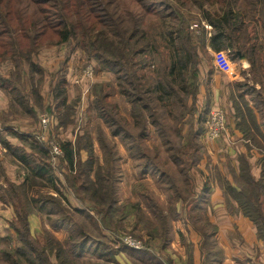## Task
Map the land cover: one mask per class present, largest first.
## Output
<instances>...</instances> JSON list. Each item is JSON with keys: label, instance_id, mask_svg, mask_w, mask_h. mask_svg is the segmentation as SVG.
<instances>
[{"label": "trees", "instance_id": "16d2710c", "mask_svg": "<svg viewBox=\"0 0 264 264\" xmlns=\"http://www.w3.org/2000/svg\"><path fill=\"white\" fill-rule=\"evenodd\" d=\"M186 6L198 8L202 21L212 29L208 37L204 28L198 39L193 36L191 24L196 19L185 14L181 7ZM151 16L166 24L161 34L163 46L154 44L157 38L161 42V36L151 39L143 29L144 19ZM64 44L69 45L70 52L78 49L88 62H96V74L114 76L120 94L130 107L132 124L118 117L117 107L109 101L102 84L94 85L92 109L111 129L112 136L126 141L129 157L137 161L138 175L142 178L148 172L152 176L156 174L159 181H167L170 189L176 185V180L154 162L157 148L151 153L145 144L151 127L161 137L164 150L183 177L182 191L177 189L173 198L182 204L186 220L200 235L202 264L217 260L220 254L212 239L218 228L199 216L207 201V189L195 193L190 175L202 160L199 140L206 114L210 111L208 101L202 114L197 110L200 55L207 57V47L215 52L225 50L233 62L239 55L243 56L253 75L258 70L264 71V0H0V63L12 61L15 68L10 76H0V92L21 105L31 98L35 108L56 116L57 130L73 125L72 117L79 98L68 100L65 63L50 79L52 104L42 105L37 88L23 94L21 77L41 73L42 69L34 62L41 48ZM163 50L167 55V66L160 76L147 78L145 72L152 56H161ZM68 57L69 53L64 62ZM208 67L207 78L214 70L211 65ZM233 87L241 99L244 93L255 92L247 83H236ZM262 100L264 103L263 96ZM28 112L36 119L33 108ZM167 118L172 119L175 126L179 124L173 129V135L166 124ZM242 134L245 141L256 142L257 135L264 142L261 131H243ZM8 138L18 145H12ZM38 141L35 136L6 127L1 120L0 145L18 171L15 181L9 180L0 159V204L13 212L10 233L0 238L3 245L0 261L9 264H23L22 260L28 264H82L81 258L94 252L112 263L115 255L125 253L145 264H167L146 248L134 250L115 246L112 249L104 243L96 244L82 230L79 236H69L64 242L57 241L48 232L43 233L41 242L33 239L29 226L31 216L37 215L46 204L62 211V203L56 198L47 194L35 199L31 195V191L43 182L55 181L57 171L66 175V183L76 198L92 204L91 209L104 229L112 227L115 231L123 222L135 219L150 241L160 238L164 244L168 235L164 212L144 190H140V196L161 221V231L146 223L140 203L119 201L115 170L120 158L105 140L103 132H99L98 141L106 157V169L96 165L87 129L73 141H58L61 153L56 156V168L49 143ZM82 154H85L83 160ZM259 165L260 176L254 179L245 158L241 157L238 173L232 172L234 186L226 181L223 188L221 183V188L227 212L248 219L254 226L257 240L264 244V156ZM74 212L82 214L80 210ZM64 215L57 221L62 226L69 217ZM202 219L204 225L199 223ZM191 262V248H188V263Z\"/></svg>", "mask_w": 264, "mask_h": 264}, {"label": "rangeland", "instance_id": "374dc122", "mask_svg": "<svg viewBox=\"0 0 264 264\" xmlns=\"http://www.w3.org/2000/svg\"><path fill=\"white\" fill-rule=\"evenodd\" d=\"M181 8L184 10L185 14L195 16L196 22L191 24L193 36L198 39L202 28H204L206 36L208 37L212 29L202 21L198 8L196 6ZM213 9L216 10L215 7H213ZM197 19H199L200 24L197 23ZM165 25L166 24L161 23L156 16L146 17L143 21V29L147 31L151 39L154 36H161L163 33L162 28ZM163 41V36H161V42H159L157 38L154 44L163 46ZM206 50L208 52L206 58L204 55H200L199 80L201 79V84L205 85V82L208 81L209 78L206 77L209 68L208 65H211L214 68L213 73H221L223 77L233 78L232 76L238 75L239 79L247 81L249 86L255 85L256 81L264 85V71L258 70L257 74L253 75L250 73L249 64H247L246 60L238 59L233 62L229 59L228 53L225 50L215 52L209 47H207ZM68 53L69 57L67 61L64 62ZM166 56L164 50L161 56H152V60H150L145 72L147 78H155V75H161L164 71V67L167 66L168 60ZM220 61H223L224 64L230 63V69L227 67L229 64L223 67L224 64ZM34 62L42 69L41 73H33L32 75L26 74L24 77H21L23 94L29 93L31 88H37L40 93L42 105L52 104L51 87H49L50 79L52 74L57 72L61 67V64L65 63L64 68L67 80L66 91L68 100H74L79 96L75 106V116L72 117L74 123L67 128H60L57 130L58 122L56 116L47 111H41L39 108H35L36 104L31 98L21 105L18 101L13 100L11 96L0 92V119L5 126L13 127L20 133L35 136L40 142H42L40 139L43 138L44 142H54L56 144L58 141L62 140L73 141L77 135H82L84 130L87 129L92 140L96 165L106 169L108 167V165H106V157L98 141L99 132H103L105 140L114 148L120 158V160L117 161L115 170V179H118L117 194L119 201L140 203L144 217L146 218V223L148 222L161 231V221L150 211L140 196V190H144V193L150 195L164 212L168 222V235L166 236L164 244L160 238L150 241L144 229L136 224L137 220L135 219L123 222L120 226L115 228V231L112 227L104 229L101 224L98 223L96 213H93L91 209L93 207L92 204L76 198L66 183V175L57 171L55 181L43 182L42 186L36 187L31 191V195L35 199L40 196H47V194L56 198L62 203V211H59L56 207H52V204H46L37 215L31 217L29 226L30 234L33 239L41 242L43 233L48 232L57 241L64 242L69 236H79L82 230L92 241L94 240L96 244L104 243L108 248L115 249V246L128 247L124 244L123 238L130 237L141 243V247L137 250L146 248L164 260L167 264H189L188 248H191V263L202 264L199 253L201 243L200 235L192 224L186 220L187 217H185L182 212V204L173 198L177 189L182 191L183 177L179 174L178 169L169 158L168 153L164 150L161 137L151 127L149 128L150 134L145 144L148 146L151 153L154 151L155 147L157 148L158 153L154 162L157 163V167L159 166L160 169L168 172V174L176 180V185L170 189L167 186V181H159L156 174L152 176L150 172H148L142 178L138 175V168L136 166L137 161L129 157L126 141L122 140L119 136H112L111 129L105 125L102 120L97 118L96 112L92 109L93 101L95 100V96L93 95L94 85L102 84L109 95V101L117 107L118 117L125 121V123L128 121L130 125L132 124V120L129 116L130 107L126 103L125 98L120 94L118 82L115 80L114 76L109 73L96 74V62H88L84 54L78 49H74L70 52L69 45L67 44L41 48L34 58ZM219 64L222 70L216 67V65ZM88 66L93 68V76L82 79L80 83L76 84L75 81L82 76V72ZM13 67L12 61L0 63V76L4 78L10 76L15 70ZM20 73V75H22L23 70H21ZM202 75L204 77H202ZM222 76L220 81L224 80ZM210 95L211 94L206 92L204 98L200 96V101L197 100V110L199 114L203 113L206 101L209 100L210 102ZM10 102L13 103V106L10 105ZM29 108H33V111L36 112V119L31 117V114L28 112ZM209 109H212L210 105ZM208 115L206 114L205 121ZM43 116H46L48 119L46 128H43L41 124V118ZM166 124L171 129L173 135V129L179 124L175 126V123L170 118L166 119ZM185 125L186 124H184V126ZM204 127L205 122L203 124V130ZM134 132L135 130H133V133ZM220 138L221 139L218 141L219 145H216V148L221 150L220 142L223 138H227L226 131H224ZM8 140L12 145H18L13 139L8 138ZM220 154L215 157L217 161ZM81 157L82 160L85 159V154H82ZM0 159L5 167L6 175L8 174L10 178L12 177V179L9 180L14 181L15 172L18 171L17 166L3 151H0ZM56 159L54 158L53 161L54 168L58 165ZM206 161V166H209V168H206L205 165H202V167L204 171L210 174L213 160L207 157ZM201 190H199V192ZM194 192L197 193L195 189ZM74 210H80L82 214H78L74 212ZM64 213L68 214L69 217L66 218V225L62 226L57 221L65 216ZM199 216L207 218L210 224L218 228L212 240L215 250H218L220 255L217 260H212L206 264H264V254L259 255L257 245L251 244L250 228L247 227L249 225L246 221L236 218L234 215H228L224 209L218 207V201H214L212 205H208L207 202L204 203L203 210L199 212ZM12 219L13 212L11 208L0 204V238H4L10 233L9 222ZM199 223L204 225V219ZM103 236L109 238L111 241H109V239L106 240ZM2 248L3 245L0 243V250H2ZM81 260L82 264H145L141 261L133 260V258H130L125 253L115 255L113 263L110 261L106 262L104 256L94 252L86 253ZM22 263L28 264L23 260ZM0 264L9 263L0 261Z\"/></svg>", "mask_w": 264, "mask_h": 264}, {"label": "crops", "instance_id": "0c3cea01", "mask_svg": "<svg viewBox=\"0 0 264 264\" xmlns=\"http://www.w3.org/2000/svg\"><path fill=\"white\" fill-rule=\"evenodd\" d=\"M221 76V73H213L208 81L205 82V85L201 84L202 81L200 79L198 95L200 94V99V96L202 98L205 97L206 92L211 94V97L209 98L210 102L207 100L210 103V106L212 108L218 107L224 112L227 138L221 140L220 150L216 148V145H219L218 141L221 138L216 141H206L203 136H201L199 141L202 145V160L190 175L194 180V189L197 193L202 188L207 189L206 202L208 205H212L214 201H218V207H221V209H224L228 215H231L227 212L228 209L222 195V188L226 181L234 186L232 182V172L235 174L238 173L240 158H245L250 173L254 179H258L260 176L261 169L259 160L264 156V142H262L257 135L256 138L258 140L256 142L245 141L242 132L261 131L264 134V103L263 100L261 101L262 96L264 97V87H261L263 86L261 82L256 81L255 85L252 86L255 89V92L252 94L243 92V98L241 99L237 96L238 91L233 85L236 83H247L249 85V83L240 80L238 75L232 76L233 78L222 76L224 79L223 81H220ZM202 77L204 76L202 75ZM241 90L244 91V89ZM199 99L198 101H200ZM219 154L220 157H218L217 161L215 157ZM207 157L212 158L213 160L210 174L204 171V168L202 167V165H205L206 168H209V166H206ZM7 177L8 179H12L8 174ZM231 202L233 206H235V203L233 201ZM31 217L29 218V221ZM234 217L242 219L248 223L249 226L247 227L250 228L251 244L257 245L259 255L264 254V244L257 240L252 223L241 215H234Z\"/></svg>", "mask_w": 264, "mask_h": 264}, {"label": "built area", "instance_id": "2783aa9c", "mask_svg": "<svg viewBox=\"0 0 264 264\" xmlns=\"http://www.w3.org/2000/svg\"><path fill=\"white\" fill-rule=\"evenodd\" d=\"M220 62L224 64L223 61H220ZM227 64H229L227 67L230 69V63H225L223 67H226ZM216 67L218 69L222 70V67L220 64L216 65ZM93 72H94V70L92 67H90V66L86 67L84 69V71L82 72V76H80L79 79L75 81V83L78 84V83H80V81L82 79L92 77ZM47 120L48 119L46 118V116H43L41 118V124H42L43 128L47 127ZM224 131H225V115H224V112L219 108H212L209 111L208 118L205 122V127H204V131L202 134L203 138L206 141H216L222 136ZM37 140H39V139L37 138ZM40 140L43 141V138H41ZM49 145H50L49 152H50V155L52 156V161H54V158L56 159V156H59L61 151H60L58 144H56L54 142H50ZM0 151H3L5 153V150L1 147V145H0ZM123 242L125 245H127L131 249L137 250L141 247L140 242L133 240L130 237H124Z\"/></svg>", "mask_w": 264, "mask_h": 264}, {"label": "water", "instance_id": "95a60500", "mask_svg": "<svg viewBox=\"0 0 264 264\" xmlns=\"http://www.w3.org/2000/svg\"><path fill=\"white\" fill-rule=\"evenodd\" d=\"M238 58H239V60H245V58L243 56H240V55Z\"/></svg>", "mask_w": 264, "mask_h": 264}]
</instances>
